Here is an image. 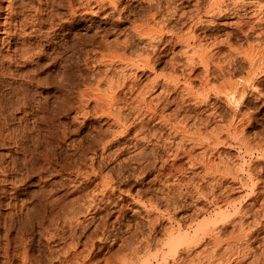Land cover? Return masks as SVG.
Instances as JSON below:
<instances>
[{
	"label": "clouds",
	"instance_id": "1",
	"mask_svg": "<svg viewBox=\"0 0 264 264\" xmlns=\"http://www.w3.org/2000/svg\"><path fill=\"white\" fill-rule=\"evenodd\" d=\"M0 264H264V0H0Z\"/></svg>",
	"mask_w": 264,
	"mask_h": 264
}]
</instances>
